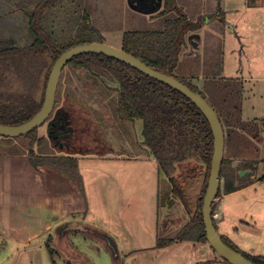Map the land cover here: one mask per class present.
Instances as JSON below:
<instances>
[{
	"label": "trees",
	"instance_id": "1",
	"mask_svg": "<svg viewBox=\"0 0 264 264\" xmlns=\"http://www.w3.org/2000/svg\"><path fill=\"white\" fill-rule=\"evenodd\" d=\"M65 1L70 8L63 9ZM15 5L24 10L20 22L8 19L6 9H0V123L11 126L27 122L40 111L51 69L65 50L79 44L103 42V36L93 26L82 0H17ZM63 10L67 16L72 14L69 22L77 21L73 26L68 24V31L56 25ZM223 13L200 15L194 19L177 0H165L159 20L143 29L125 31L121 48L201 93L214 108L225 132L221 178L223 194H228L253 182L252 176L261 161L264 118H243V80L224 77L219 63L216 65L209 58L202 59L191 51L184 52L187 38L197 34L203 23L214 21ZM67 65L78 74L88 91L97 96L102 111L96 116L105 126L116 120L120 123L142 120L143 143L154 155L160 172L169 178L161 199L173 194L184 205L189 217L172 237L160 235L158 245H168L176 240L208 242L202 209L213 159L214 135L203 112L180 91L112 57L82 54L72 58ZM201 77L203 87L200 88L193 80ZM105 78L118 83L116 90L108 84L103 86ZM60 87L58 85L59 93ZM102 88L110 96L108 102L101 97ZM57 92L56 107L62 99ZM63 94L67 104L85 110L76 90L68 88ZM67 110L71 111L69 106H65L64 111ZM60 116L61 113L50 123V138L39 136L37 130L17 137H0V154L26 155L35 167L47 165L77 174V157L55 155L54 152L55 147H70L65 144L68 139L65 134L72 126L68 129L59 126ZM117 135L122 137L119 131ZM90 151L78 149L83 154ZM92 152L104 155L99 150ZM186 161L198 165L176 177L178 164ZM235 161L238 163L234 164ZM243 170L248 173L239 176ZM200 175L202 184L198 188ZM220 196L221 187L217 194ZM173 203L171 200L170 205ZM214 211L215 205L212 214ZM222 238L255 263L264 264V256L245 253L225 236ZM48 248L53 258L56 251ZM213 262L215 260L211 259L204 264Z\"/></svg>",
	"mask_w": 264,
	"mask_h": 264
},
{
	"label": "rangeland",
	"instance_id": "2",
	"mask_svg": "<svg viewBox=\"0 0 264 264\" xmlns=\"http://www.w3.org/2000/svg\"><path fill=\"white\" fill-rule=\"evenodd\" d=\"M16 1L1 0L0 9H6L8 19L20 22L24 18V10L15 5ZM177 2L194 19H197L200 15L210 16L216 12L221 14V11H224L223 15L218 17V20H209L203 23L197 34H192L187 38V46L184 52L191 51L194 54H199L202 59L209 58L208 60L216 62V65L219 63L223 68L222 76L224 77L243 80V117L248 120L263 119L264 0H256L257 5L251 7H249L250 0H177ZM82 3L93 26L100 30L103 42L114 47H122L125 31L147 27L144 22L132 20L134 14L129 7L128 0H82ZM62 5L63 9L70 8V4L66 1ZM120 10L122 16L127 14V21L120 17ZM65 12L64 10L62 14L60 12L61 16L57 17L56 25L68 31V24L73 26L74 22L77 23V21L73 19L69 22L68 19L72 14L67 16ZM193 36L194 39L191 38ZM192 41L195 42V45ZM104 81V87H107V84L115 90L118 87V83L112 79L105 78ZM193 83L200 88L203 87V77L194 79ZM58 85H61L60 93L57 92V96L58 93L62 96L61 102L57 107L54 106L50 118L37 129L39 136L48 137L49 124L55 120L59 113H63L65 106H69L71 114H65L64 119H61L57 124L63 128L65 126L64 129H68L69 125L72 126L65 134V137L67 134H72L71 136L68 135V141L71 139L76 140V143H66V145L69 144L70 148H86L104 153L111 151L119 153L124 147H128L129 141L125 138L123 123L114 120L113 124L108 123V126H105L97 118V112L102 111L97 96L88 91L87 87L82 84L78 74L74 73L69 65L63 69ZM68 88L79 93L77 97L85 110L67 104L63 93ZM107 94L108 92L103 91L102 88L101 97L105 98L106 102L110 99ZM141 126L143 129V123ZM117 131L121 133V138L118 137ZM130 137L133 139L134 135L130 133ZM51 145L53 146V143ZM260 148L261 161L258 165V174L264 173V136ZM88 166L93 167L94 174L98 175V173L104 171L108 177L111 176L110 174L112 176L115 174L116 177L114 178L118 180L120 179L119 176L124 175L125 177V175H128V167H135L132 168L136 169L132 175V181H136L138 184L141 182L140 180H152L150 170L147 167H154L147 160H137L135 162L105 158L90 161ZM112 167L117 170L112 169ZM140 167H143L141 171L139 170ZM146 174L148 175L146 176ZM200 184H202L201 175L198 177V188ZM135 190H140V188ZM161 192L163 196L165 190L162 189ZM221 196L223 197V179ZM100 207L98 204H94L90 206V212L92 211L98 216L101 214ZM217 210L220 216L214 219L215 224L221 229L223 228L243 252L264 256L263 183L229 198H223L219 202ZM186 215H188L187 211ZM242 221L250 223L249 225L246 224L247 230L243 228L246 226ZM54 238L55 244L52 246L57 251L54 257L52 258L49 249L45 248L37 254L39 258L35 264H204L211 259L215 262L220 260L209 242L206 244L180 243L161 248V246L155 245L153 243L154 239L150 237V241L144 244L143 250L133 251L121 259L119 255L113 257L107 247L101 244L102 241H92L81 234L71 233L69 238L74 241L75 246L82 253L71 252L70 247L64 246L61 242L63 238L56 240L55 235Z\"/></svg>",
	"mask_w": 264,
	"mask_h": 264
},
{
	"label": "crops",
	"instance_id": "3",
	"mask_svg": "<svg viewBox=\"0 0 264 264\" xmlns=\"http://www.w3.org/2000/svg\"><path fill=\"white\" fill-rule=\"evenodd\" d=\"M128 2L134 14L132 20L147 25L158 21L165 7V0L153 1L150 4H142L138 0ZM256 3V0H250L249 7L256 6ZM119 13L120 17L127 21V14L122 16L121 10ZM141 121L136 119L122 124L125 138L130 144L128 143V147H124L119 153L111 151L100 155L90 151L83 154L75 147V149L55 147V155L74 156L79 159L77 174L47 165L35 167L26 155L0 154V264H35L39 258L37 254L43 249H47L48 246L54 249L52 246L55 244L54 235L56 240L63 238L61 242L64 246L70 247L71 252L82 253L74 241L70 240L71 233L81 234L89 240L98 242V239L76 228L70 229L64 235L62 227L66 224L88 225L104 231L114 239L120 252L119 257L123 259L133 251L143 250L150 237L154 239L153 243L159 246L157 241L160 235L172 237V234L189 221L186 209L179 198L172 194L161 199V191L168 184L169 178L160 172L154 155L142 143L144 136ZM130 133L134 135L133 139ZM98 158L135 162L147 160L154 165L147 167L152 180H140L139 184L133 182L132 175L136 169L132 168L135 167H128V175L119 176V180L114 178L115 174L108 177L104 171L98 175L94 174L93 167L88 165L90 161ZM237 163L238 161L234 162ZM179 171L178 167L176 174ZM257 172L258 168L252 176L253 182L248 186L223 194V197H217L216 210L223 198L264 184V173ZM247 173L248 171H240L239 176H245ZM136 188L140 190H135ZM171 200L174 203L170 205ZM94 204L101 206V214L98 216L90 212V206ZM242 222L246 226L243 228L247 230L246 224L250 223ZM216 226L222 236L239 247L223 228L217 224ZM180 243L200 244L190 240H176L161 248ZM101 244L107 247L104 242Z\"/></svg>",
	"mask_w": 264,
	"mask_h": 264
},
{
	"label": "water",
	"instance_id": "4",
	"mask_svg": "<svg viewBox=\"0 0 264 264\" xmlns=\"http://www.w3.org/2000/svg\"><path fill=\"white\" fill-rule=\"evenodd\" d=\"M82 54H103L122 61L140 70L144 74L180 91L190 100H192L203 112L211 125L214 135L213 159L210 168L208 186L203 201V221L205 224V231L208 242L216 251L217 255L224 260L219 262L216 261L211 264H257L224 242L222 235L219 233L212 216L213 205L217 198V194L222 182L221 167L224 160L225 150V132L218 114L210 105V103L202 96L201 93L194 91L188 85L178 80L177 78L150 67L144 61L133 56L132 54H129L122 48H117L104 42H92L75 45L65 50L57 58L51 69L46 88L45 100L40 111L30 120L19 125L11 126L0 123V137H17L27 135L37 130L50 118L56 103V92L58 89L62 71L72 58ZM48 135V137L50 138V129ZM197 165L198 163L194 161L179 163L178 167L180 171L176 174V177L186 172L187 170H191L197 167ZM72 228H76L77 230L88 233L94 238L104 242L110 250V253H112L113 257H118L119 252L114 239L104 231L88 225L78 226V224H66L62 227V229L64 230V235Z\"/></svg>",
	"mask_w": 264,
	"mask_h": 264
},
{
	"label": "flooded vegetation",
	"instance_id": "5",
	"mask_svg": "<svg viewBox=\"0 0 264 264\" xmlns=\"http://www.w3.org/2000/svg\"><path fill=\"white\" fill-rule=\"evenodd\" d=\"M138 1H141L142 4H148V3L150 4V2H153V1L157 2V0H138ZM218 17H219V16H218ZM215 20H218V18L215 19ZM192 42H193V45H195V42H194V41H192ZM70 112H71L70 110L63 111V113H62L61 116H60V117H61L60 120H61V119H64L65 114H67V113L71 114ZM62 125H63V124H62ZM64 128H65V126H64ZM72 130H75V129H72ZM51 131H52V130H51ZM67 135H70V136H71L72 134H67ZM55 137H58V136H55ZM68 140H69V139L66 140L65 144L68 143V142H69V143H73V142L76 143V140H74V139H71L70 141H68ZM64 141H65V140H64ZM219 261H224V260H223L222 258H220ZM219 261H218V262H219Z\"/></svg>",
	"mask_w": 264,
	"mask_h": 264
},
{
	"label": "built area",
	"instance_id": "6",
	"mask_svg": "<svg viewBox=\"0 0 264 264\" xmlns=\"http://www.w3.org/2000/svg\"><path fill=\"white\" fill-rule=\"evenodd\" d=\"M216 203H217V200H215L214 205H216ZM212 216H213V219L217 218L219 216V212L217 210L214 211V213L212 214Z\"/></svg>",
	"mask_w": 264,
	"mask_h": 264
}]
</instances>
